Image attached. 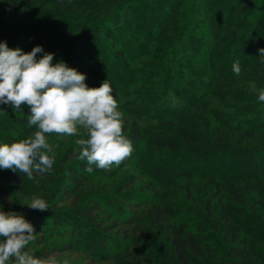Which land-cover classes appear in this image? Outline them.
Listing matches in <instances>:
<instances>
[{"label": "trees", "instance_id": "trees-1", "mask_svg": "<svg viewBox=\"0 0 264 264\" xmlns=\"http://www.w3.org/2000/svg\"><path fill=\"white\" fill-rule=\"evenodd\" d=\"M0 42L41 46L37 59L53 53L89 87L108 79L134 147L122 165L146 178L107 189L94 182L106 170L77 159L82 136H49L51 173L0 170V187L50 206L19 208L60 239L26 251H84L74 264H264V0H0ZM22 111L0 105V143L35 131ZM0 209L18 213L7 196Z\"/></svg>", "mask_w": 264, "mask_h": 264}, {"label": "clouds", "instance_id": "clouds-1", "mask_svg": "<svg viewBox=\"0 0 264 264\" xmlns=\"http://www.w3.org/2000/svg\"><path fill=\"white\" fill-rule=\"evenodd\" d=\"M42 51L36 46L25 53L0 42V105L21 113L23 106H28L27 125L35 126L27 138L0 143V170L22 173L28 180H33L34 174L51 173L59 147L49 142L53 134L82 136L76 140L77 159L87 162V173L93 172V165L106 171L119 168L132 156L134 147L124 134L123 113L110 82L106 79L99 87H89L85 74L63 61L53 63V53L37 59ZM258 51L264 63V48ZM232 70L240 75L239 60ZM257 98L264 102V88L258 90ZM27 207L41 212L50 209L44 198L35 195ZM36 236L24 215L0 209V264H70L69 259L58 260L54 255L37 258L26 251Z\"/></svg>", "mask_w": 264, "mask_h": 264}, {"label": "rangeland", "instance_id": "rangeland-1", "mask_svg": "<svg viewBox=\"0 0 264 264\" xmlns=\"http://www.w3.org/2000/svg\"><path fill=\"white\" fill-rule=\"evenodd\" d=\"M257 137L259 138V136H257ZM262 140H264V139H262ZM140 149H142V148H140ZM151 155L155 156V154H151ZM132 172L137 173L139 176H141V178L136 181V184H135L136 186L139 183L146 181V178L143 177L142 174H140L136 170L121 165L119 168L113 167L111 170L106 171V174L104 173L103 177L96 178L94 180V182H98L99 184H103V187L111 190L113 188L112 187L113 184L116 183L122 176H124L127 173H132ZM1 173L2 172L0 171V183H1V180H4V177H2V176H4V174H1ZM105 185H107V187ZM3 187H5V186H3ZM3 187H0L1 200H2V197L7 196L8 203H11V206L18 207V213L20 214L21 211L19 210V208L24 210L27 207L29 201L25 198V196L23 197V195L12 194L11 191L6 190ZM44 221H47V220L40 219L39 222L42 223ZM117 229L122 230L124 228L122 225H120ZM34 230H35V234H37V236H36L35 241L32 242L33 246L36 245V247H39L44 242L60 241V239L57 237L49 238L47 236V234H43V231H42V229H40V227L35 226ZM114 230H113V233L111 234L110 238L121 237V234L116 233ZM118 239H120V238H118ZM118 241H120V240H118ZM122 244H123V242L115 245L112 243L111 239L109 241H107L108 246L113 245V246H115L114 248H118V249L121 248ZM79 246L83 247L82 245H79ZM54 256L58 260L69 259L70 264L85 263L88 260L84 254V251H79V250H70L68 252H61V253L54 254ZM94 264H116V263L112 259H105V260H98Z\"/></svg>", "mask_w": 264, "mask_h": 264}]
</instances>
